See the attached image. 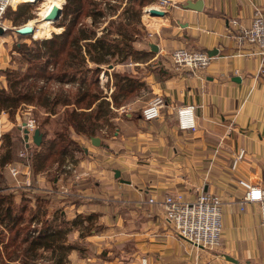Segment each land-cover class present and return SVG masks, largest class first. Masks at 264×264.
I'll return each mask as SVG.
<instances>
[{"label": "crops", "instance_id": "0c3cea01", "mask_svg": "<svg viewBox=\"0 0 264 264\" xmlns=\"http://www.w3.org/2000/svg\"><path fill=\"white\" fill-rule=\"evenodd\" d=\"M169 2L165 14L152 15L146 35L136 42L138 48L150 53L129 63L148 87L149 96L130 108L139 111L138 116L129 118L131 112H126L127 118L116 116L120 124L105 139L107 143H90L96 154L104 150L101 158L96 155L103 166L111 159L120 165L112 167L110 174L95 157L88 156L79 165L84 178L80 186L101 201L111 186H117L118 194L123 192L121 188L128 190L123 202L132 207L144 205L147 210L146 229L121 236L129 239V258L121 256L118 264H136L135 258L141 254L146 264H264L260 206L258 202L241 206L247 189L239 183L246 179L264 187V77L259 74L261 57L248 54V45H239L235 38L238 29L230 22L235 18L250 25L257 8L264 12V0H202L201 9L184 6L186 0ZM150 42L157 44V51L149 48ZM177 46L215 53L199 71L176 69L170 52ZM118 65L121 69L127 66L123 63L114 67ZM163 69L166 76L160 73ZM155 94L163 97L164 106L158 118L145 120L141 108ZM187 103L194 105V130L178 127L177 108ZM102 140L100 137V143ZM241 147L246 154L232 168V157ZM124 159L129 160L128 166L122 162ZM115 168L120 175L128 171L131 182L116 178ZM70 173H59L52 180L54 187L71 184ZM91 179H95L93 185H88ZM41 181L44 178L39 187ZM167 190L181 191L190 198L205 191L221 198L219 246L195 247L170 229L163 212L156 210L159 206L147 201L150 195L161 198ZM50 193L64 197L57 191ZM106 261L103 264L112 263Z\"/></svg>", "mask_w": 264, "mask_h": 264}, {"label": "rangeland", "instance_id": "374dc122", "mask_svg": "<svg viewBox=\"0 0 264 264\" xmlns=\"http://www.w3.org/2000/svg\"><path fill=\"white\" fill-rule=\"evenodd\" d=\"M27 1V0H26ZM95 1V0H94ZM158 0H143L142 9L140 12L139 20L137 21V26H139V39H142L146 33V28H148V23L151 19H153L151 14L144 15V8H147V6L153 5ZM24 1H20L14 8L9 6L4 11V16L10 15L11 10H15L20 3H23ZM49 0H32L31 6L27 9H25V14L20 17L17 20V24L13 25L11 21L4 16L0 18V25L4 27V31L0 33V87H7L8 81L5 74V69L7 68H21L22 72H25L27 69V61L26 57L33 55L35 51H43L45 50L46 46L42 44L40 41L44 38L50 37L53 33H59L61 32L64 27H67L69 23H71L72 20H74V32L77 30L79 26L85 28V26L91 25L92 21V15L90 14V8L94 11L91 4L90 7H87L85 5V8L78 9L77 5L75 4L74 0H62L61 6L62 11L60 16L54 20L51 21V23L56 27L59 28V31H52L49 36H35V33H31L30 35H26L24 37L18 36V33L14 30V27L21 26L23 24H28L30 21H33L35 19L41 18V12L42 10H45L47 7H49ZM126 4V0H103L102 1V9H104L105 15L104 16H97L96 22L98 27H96V34L101 33L102 27L108 23V20L110 18L115 19V23L122 20L121 16H117L121 11L123 10L124 6ZM155 7V6H153ZM31 15V18L26 21L24 20V17L27 15ZM130 15V13L128 12ZM127 12L124 13L125 18L123 21L127 22L129 21V18ZM33 15V16H32ZM123 16V15H122ZM131 16V15H130ZM147 21V23H145ZM131 23V22H130ZM134 23V22H132ZM37 24V23H36ZM36 25V29H37ZM142 35V36H141ZM141 37V38H140ZM83 43V40L80 41ZM15 44H22L23 49L27 51V54H23V52L18 51L15 48ZM126 63L127 66H124L123 69L120 65V67H114V68H107V71H101L98 74V83L101 88H103L104 92L107 94V97L110 98V93L114 89V82H115V76H113V70L116 71H129L130 73L134 75H138L133 72V68L129 66L130 60H127ZM123 64V63H120ZM89 65L91 63L89 62ZM136 68L137 65H134ZM55 65L53 63H49L47 65V71H54ZM85 76H87V79H85ZM83 78L85 80V83H89L91 76L90 74L87 75V72H84L83 74H77L76 78L74 80L66 79L64 78L63 81L55 80V78H36L35 76H31L28 79L35 80L37 84L48 86V88L54 92V91H63V92H72L75 90L78 86L79 79ZM69 80V81H67ZM145 82V81H144ZM148 87L146 83L142 85L141 87L136 90L134 95L128 102L118 108H115L113 105H111L112 109L117 111H114V114L118 117H123L126 114V112H132L130 109L131 107L137 106L142 100L146 99L149 96V93H147ZM61 109H63L61 107ZM137 111V110H135ZM116 112V113H115ZM50 115V117L53 115V113H50L49 111H46L43 107L32 103V102H22L20 105H18L15 108V111L10 113L7 109H1L0 110V128L2 130V136H1V143H0V159L3 156V154L7 150H12V157L10 160L6 161L3 165L0 166V173L3 178V185L6 187V189H9V187L14 186V180L8 173L6 164L7 162H21L22 160L25 161V159L19 155V151L23 148L22 143L20 142L21 136L23 135L22 130L20 129V123L24 121L25 118L28 116L34 117L36 120V127H39V129H42V133L46 132L50 136L48 139L41 144L43 139L40 141V144H35L32 139L29 141L30 143H33L32 146H29L27 148V154L29 156V169H31V164L34 162L35 157L38 152L44 153L46 149H49V141L50 138L53 136L52 126L49 122H43L46 115ZM113 114V113H112ZM114 120L119 121L120 119H117L114 117ZM117 131L115 127L106 126L105 124L102 125V129L99 130V134L103 137V144H106L107 142L105 139H109L113 132ZM21 134V135H20ZM76 139H78L79 143V149H68L64 153L60 154L59 156H55L56 161L53 162L50 169L36 171V173H33V178L37 182V185H39L41 178H44V181H41V187L30 190H26L24 195H20L19 192L14 194V210L12 213V216L19 218L16 226L10 230L7 229V222H0V231L4 234L3 239L0 242V249L3 250V245L9 240V237L11 233H15L16 228L20 227L21 225H30V227L27 229V231H23L20 233L22 234L27 232V235L29 236H35L36 230L41 228L43 225L42 220L44 218V215L42 214V208L38 205L36 206V196L34 193L36 192H45V194H52L50 191H44V189L41 188H55V184L52 182V178L56 177L59 173H63L64 164H71V169L76 168L78 173L82 172L80 168V163L84 161L85 159H88L89 157L94 159L95 161H98L97 164L100 166H103V161L98 160L101 158V153L104 152V150L96 154L97 152L92 150L90 143L91 142L90 137H86L81 134L77 133H71ZM27 145V146H28ZM95 145V144H93ZM102 145L101 143L97 144L96 146ZM90 146V147H89ZM89 147V148H87ZM105 148H108L104 146ZM102 149V147L100 146ZM103 148V149H105ZM96 150V149H94ZM107 151V149H105ZM106 153V152H105ZM91 155V156H90ZM100 156V158H97V156ZM89 156V157H88ZM128 159L122 160V162L125 163V166H128ZM120 164H114L111 160H106V166H103L106 168L107 171L111 174L112 167L117 166ZM93 166V165H92ZM123 166V165H121ZM98 167V166H97ZM22 169H25L22 167ZM83 168V167H82ZM118 168H120L118 166ZM116 169V168H115ZM114 169V170H115ZM124 171V169H123ZM114 174V172H113ZM121 177L125 179H129L128 171H126V175L121 173ZM117 178V177H116ZM116 178H113L117 180ZM96 179V178H95ZM95 179H91V181L88 183V185H93V181ZM130 180V179H129ZM84 181V178H78L76 181H71L72 184V193L74 195H64V197L61 196L60 198L56 197L55 195H49V200L47 201V207L46 210V217L49 218V220L55 223V228L61 226L63 233L62 239L64 240L65 244H73L78 249L75 251L78 252L77 256L73 255L75 254V251H67V256L64 259L63 264H103V260L112 261V263L109 264H118L120 263L121 256H124V259L129 258L128 257V245L130 247V242L128 238L122 239V237L125 235V233H129L130 231H138L141 232L142 230L146 229V223L147 218H145L147 210L144 209V205L132 207L128 205L127 202H123L124 196L127 197L128 190H124L121 188V192H125V194L119 193L120 189L117 186H111V189L106 191V196L103 201L102 199H96L95 195L91 192H85L83 188L80 186V184ZM131 182V180L129 181ZM36 184V183H34ZM45 185V186H44ZM117 185V184H116ZM130 186H132L131 183H129ZM36 186V185H35ZM24 190V189H21ZM67 197V198H66ZM44 198V197H43ZM45 199V198H44ZM83 201L81 204L80 202ZM97 201V202H96ZM75 202V203H74ZM73 206H69L72 205ZM98 203V204H95ZM101 205H100V204ZM152 204V203H151ZM155 205V204H152ZM36 208H40V211L38 212V217H36L34 220L29 221V216H31V212ZM152 207V206H150ZM153 208H156L153 206ZM160 208V209H159ZM157 207L156 210L158 212H162L161 207ZM160 210V211H159ZM21 212V213H20ZM35 213V212H33ZM93 213V218L90 221L82 220V217L84 215H88ZM20 214V215H19ZM80 214V215H77ZM113 215H115L116 218H113ZM155 216H159L154 214ZM36 216V215H35ZM149 216V215H148ZM152 217V215H150ZM161 217V216H160ZM75 218L76 220L74 223H71L70 220ZM69 220L68 222H66ZM173 230L172 228H170ZM101 230V231H100ZM120 236V237H119ZM122 236V237H121ZM128 237V236H127ZM21 238L17 237V241L19 242ZM24 246H26L24 243H21V245H17V250L20 252L23 250ZM61 250V249H60ZM37 252L41 254L40 258H37L36 264H56L57 256L59 254V249L52 250L51 248H44L39 247L37 249ZM140 258H142V254L138 255L135 258L136 264H141ZM106 261V262H107ZM13 264H21L19 261V258L15 260L10 261Z\"/></svg>", "mask_w": 264, "mask_h": 264}, {"label": "trees", "instance_id": "16d2710c", "mask_svg": "<svg viewBox=\"0 0 264 264\" xmlns=\"http://www.w3.org/2000/svg\"><path fill=\"white\" fill-rule=\"evenodd\" d=\"M102 1L74 0L78 9L83 8L84 10L85 5L90 7L91 4H94L92 7L96 12H93L90 8V14L92 15L91 25L85 26V28L79 26L74 32V20H72L61 32L53 33L50 37L40 41L46 48L43 51H35L33 55L26 57L28 65L25 72H22L21 68H7L4 70L8 86L6 88L0 87V110L7 109L12 114L20 103L32 102L53 113L51 117L47 114L43 120V122L51 123L52 126L53 136L48 140L49 149H46L44 153H37L34 162L31 164L33 173L38 170L50 169L53 162L56 161L55 156L57 158L66 150L80 148L78 139L71 135L73 132L86 137L99 136L103 139L98 133L102 129V125L105 124L116 128L120 124V120H114V117H116L114 111H117V109H112L111 105L118 108L126 104L136 90L145 83L139 75H134L126 70H113L112 74L115 76V82L114 89L110 93L111 99L107 97L103 88L99 86L98 74L102 70L106 72L109 64H112L111 68H114L116 64L127 62V60L144 58L150 53V51L136 46L140 35L137 21L140 17L143 0H126L123 10L117 15L121 16L122 20L115 23V19L110 18L108 23L102 27L101 33L97 35L96 17L105 15L104 9H102ZM30 6L31 2L24 1L15 10H11L10 15L2 16L15 25L17 20L25 14V9ZM126 12L131 15L128 14L127 18H129V21L127 22L123 21L125 18L124 13ZM29 18H31L30 14L24 17L23 21L29 20ZM18 36L24 37L26 35L18 33ZM81 40H83V43L80 42ZM23 47L22 44H15V48L25 55L28 52ZM89 62L91 65H89ZM49 63L55 65L54 71H47ZM84 72L91 76L89 83L86 84L85 80L81 78L77 88L69 93L63 91L52 92L48 86L37 84L35 80L28 79L31 76H35L36 78H55L58 81H63L66 77L74 80L77 74H83ZM160 73L164 76L167 75L164 69L160 70ZM85 79H87V76H85ZM138 113L139 111L132 110L129 118L137 117ZM127 117V115L124 116V118ZM41 128L40 130L42 131L43 128ZM48 137L50 136L46 130V132H43L41 144ZM20 138V142L25 147L22 136ZM102 142L103 140L101 144ZM32 145L33 143H30L27 148ZM11 157L12 150H7L0 159V166L10 160ZM3 184V178L0 173V222L6 221L8 224L7 229L12 230L19 218H21V216H12L14 194L19 192L20 195H24L26 190L11 187L6 189ZM34 195L37 198L35 201L36 206L38 205L42 208L41 212L44 215L43 225L36 230L35 236H28L27 232L26 234L24 232L22 236L20 235L21 232L27 231L30 225L25 224L19 228L17 227L15 233L12 232L9 240L3 245L4 252L0 249V264H13L10 261L16 258H19L21 264H36L37 258L41 256L37 252L39 247H52V250L59 249L60 252L56 257V264H63L68 254L67 251L74 252L78 249L73 244H65L62 239L64 233L62 227L55 228L54 219L51 221L46 217L45 208L48 206L47 201L51 194L36 192ZM36 208L33 210L35 213L31 212L29 221L34 220L36 217L39 219L37 214L40 208L38 210ZM92 216L93 213L84 215L82 220L90 221L93 218ZM75 220L73 218L70 222L74 223ZM3 236L4 234L0 231V242ZM17 237L21 238L19 242H16ZM21 243L26 246L19 252L17 245H21Z\"/></svg>", "mask_w": 264, "mask_h": 264}, {"label": "built area", "instance_id": "2783aa9c", "mask_svg": "<svg viewBox=\"0 0 264 264\" xmlns=\"http://www.w3.org/2000/svg\"><path fill=\"white\" fill-rule=\"evenodd\" d=\"M21 0H0V18L7 7H15ZM170 0H158L152 6L144 8V14L148 15L149 8L167 9ZM61 6V5H60ZM147 13V14H146ZM231 24L237 27L238 33L235 34L239 45H248V54L259 55L261 63L259 74L264 77V12L257 8L250 25H245L238 19H231ZM170 58L176 69L188 68L191 71H199L205 68L212 55L206 50L191 49L186 46H177L170 52ZM164 106L163 97L160 94L153 95L141 108V116L145 120L158 118L161 109ZM178 127L184 130H194L196 122L194 117V105L183 104L177 108ZM36 120L34 117L28 116L20 123V129L26 127L29 131L27 142L32 139L31 134L36 128ZM2 130L0 128V143ZM23 138V136H22ZM25 147L19 151L25 161L7 162L6 167L8 173L14 180V186L11 188H20L32 190L39 188L34 185L33 174L29 169V156L27 154L26 141ZM246 154L244 147H241L234 153L231 160V167L235 168L238 162L243 159ZM24 167L25 169L21 168ZM63 173L70 171L72 180L76 181L81 178L76 168L71 169V164H65ZM62 174V172L60 173ZM63 174V175H64ZM239 183L244 186L247 191L240 204L243 207L246 202H258L260 206L261 223L264 225V187L254 184L246 179H240ZM72 184H60L58 188H46L47 191H57L60 195H74L72 193ZM148 203L157 204L161 207L164 219L172 226L173 231L179 237L187 240L195 247L216 248L221 244L222 230V200L218 195L200 191L190 198L181 191L167 190L162 194L161 198L150 195L147 199ZM141 264H146L145 257L141 258Z\"/></svg>", "mask_w": 264, "mask_h": 264}, {"label": "water", "instance_id": "95a60500", "mask_svg": "<svg viewBox=\"0 0 264 264\" xmlns=\"http://www.w3.org/2000/svg\"><path fill=\"white\" fill-rule=\"evenodd\" d=\"M184 6L186 7H190V8H194V9H201L202 7V0H186V2L184 3ZM61 11H62V6L60 5H57V4H53L51 6V8L49 9V11L43 16L45 19H51L52 21L56 20L60 14H61ZM149 13L150 14H154V15H163L165 14V10L163 9H159V8H155V7H151L149 8ZM4 27H2L0 25V33H2L4 31ZM14 30L19 33V34H23V35H30L31 33H33V30H34V27L30 24H23L21 26H17V27H14ZM149 48L151 50H155L157 51L158 50V46L157 44L153 43V42H150L149 44ZM215 53V50L212 51V50H209V54H214ZM109 67H112V64H109ZM234 79H240V77H235ZM22 132H23V140L26 141V146L29 144L27 142V139H28V136H29V131L26 127H22L21 128ZM42 131L39 129V127H36L32 134H31V137H32V141L35 143V144H40V141L42 139ZM91 139V142L95 145L99 144L100 143V137L99 136H91L90 137ZM114 176L117 177L120 181H123V182H129L130 180L129 179H125L123 177L120 176V170L118 168H116L114 170Z\"/></svg>", "mask_w": 264, "mask_h": 264}, {"label": "bare ground", "instance_id": "6f19581e", "mask_svg": "<svg viewBox=\"0 0 264 264\" xmlns=\"http://www.w3.org/2000/svg\"><path fill=\"white\" fill-rule=\"evenodd\" d=\"M21 1H26V0H21ZM31 2L32 0H27ZM35 1V0H34ZM50 4L49 7H47L45 10H42L41 18L35 19L33 21H30L28 24L32 25L34 27L33 34L35 33V36H49L52 31H59V28H56L52 23L51 19H45L43 16L49 11L51 6L53 4L60 5L62 0H49ZM147 14V13H146ZM150 14V13H148ZM154 15V14H151ZM37 23V24H36ZM37 25V29H36Z\"/></svg>", "mask_w": 264, "mask_h": 264}]
</instances>
